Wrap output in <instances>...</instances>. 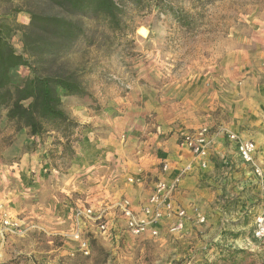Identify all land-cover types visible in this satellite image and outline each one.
I'll list each match as a JSON object with an SVG mask.
<instances>
[{"label":"rangeland","instance_id":"1","mask_svg":"<svg viewBox=\"0 0 264 264\" xmlns=\"http://www.w3.org/2000/svg\"><path fill=\"white\" fill-rule=\"evenodd\" d=\"M117 1L124 9L122 30L84 19V27L104 29L96 44L82 39L68 53L27 54L40 71L76 72L88 92L71 95L72 101L63 96L64 109L79 124L70 142L67 133L52 128L39 137L16 131L0 111V203L12 221L2 232L0 211V264H258L264 241L259 244L254 237V218L264 210V195L223 127L209 128L214 136L210 156L218 167L211 173L212 186L204 184L211 186L214 205L204 213L191 203L187 211L195 220H188L182 232L165 228L157 237L123 233L117 238L119 228H126L123 220L112 236L90 234L89 255L74 240L76 209L103 200L113 206L127 197L119 179L140 183L129 180L132 173L120 176L123 165L117 157L131 148L129 135L142 123L123 128L121 119L145 120V134L157 133L159 126L163 131L156 112L143 117L146 103L179 101L192 82L204 79L264 20V0ZM14 9L59 13L45 0H0V14ZM14 19L19 25L29 20L23 12ZM11 41L24 51L18 26ZM13 75L20 82L31 70L21 66ZM219 133L225 142L216 149ZM222 148L225 157L218 153ZM197 207L206 217L203 223L196 219ZM253 240L262 251L253 250Z\"/></svg>","mask_w":264,"mask_h":264},{"label":"crops","instance_id":"2","mask_svg":"<svg viewBox=\"0 0 264 264\" xmlns=\"http://www.w3.org/2000/svg\"><path fill=\"white\" fill-rule=\"evenodd\" d=\"M240 43L228 51L221 64L207 72L204 79L192 82L189 92H183L179 101L165 100L155 106L146 103L143 117L146 114L152 116V111L156 112V119L163 126L162 134L152 131L145 134V120L121 119L120 125L123 128L136 126V122L142 123L141 130L129 135L131 148L128 151L121 149L122 156L117 157L119 164L123 165L120 176L132 173L134 177L141 178V182L136 184H128L124 179H119L123 182L122 191L137 210L148 203L153 189L152 181L161 174L162 160L170 163V170L166 174L168 180L177 176L182 167L191 161V153L181 146L180 139L184 131L202 126L216 129L223 127L229 132L256 141L260 148L264 147V20L256 26L250 38H244ZM71 98L67 96L64 100L72 101ZM72 114L77 112L73 111ZM80 119L86 121L87 117ZM222 134L215 137L216 149L225 142ZM218 153L225 157V148ZM213 158L214 154L210 156L207 169L197 170L182 180L176 199L186 209L192 203L207 213L205 208L214 205V193L211 190L214 175L211 173L218 165ZM206 181L211 184L209 189L204 184ZM194 218V214L190 216L191 221ZM257 245L256 240H253L254 251L261 250Z\"/></svg>","mask_w":264,"mask_h":264},{"label":"trees","instance_id":"3","mask_svg":"<svg viewBox=\"0 0 264 264\" xmlns=\"http://www.w3.org/2000/svg\"><path fill=\"white\" fill-rule=\"evenodd\" d=\"M45 1L59 13L14 9V13L0 14V111L6 112L8 122L15 123L16 131L26 129L32 137H39L52 128L67 133L70 142L79 124L64 109L63 96H84L88 92L76 72L40 71L27 54L68 53L82 39L88 45L96 44L104 37V29L117 32L124 28V9L117 0ZM20 12L28 16L27 24L19 25L14 19ZM84 19L105 28L88 29L81 22ZM17 26L22 31L23 52L11 41ZM21 66H28L31 75L17 82L13 72Z\"/></svg>","mask_w":264,"mask_h":264},{"label":"built area","instance_id":"4","mask_svg":"<svg viewBox=\"0 0 264 264\" xmlns=\"http://www.w3.org/2000/svg\"><path fill=\"white\" fill-rule=\"evenodd\" d=\"M158 132L163 133L160 126ZM221 132L226 133L229 140L235 143L240 159L251 168L264 195V147L261 149L256 141L240 134L227 130ZM213 139L214 136L211 135L207 126L184 131L181 134V146L191 153V161L182 167L177 176L168 180L166 174L170 170V163L162 160L161 174L153 179L152 194L148 203L142 205L140 210L135 208L128 197L117 201L113 206H109L103 200L95 205H84L76 209L72 216L74 226L72 235L83 254L89 255L91 252L90 234L112 236L111 230L117 228L118 222L123 220L126 228H119L117 238L123 233H129L132 236L148 233L157 237L165 228L170 232H182L190 216L187 209L177 202L176 195L184 178L208 167ZM129 180L141 182V178L134 176ZM112 207L116 208L118 213L111 210ZM0 211L3 220L1 230L4 232L8 226L12 225V221L2 203H0ZM195 214L199 222H205L206 217L198 208H195ZM253 233L259 244L264 241V210L254 218ZM258 264H264V256Z\"/></svg>","mask_w":264,"mask_h":264}]
</instances>
